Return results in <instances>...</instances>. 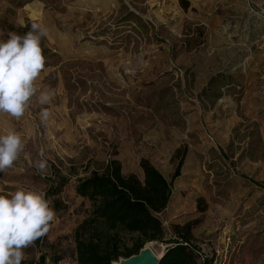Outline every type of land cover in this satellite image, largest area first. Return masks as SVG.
I'll list each match as a JSON object with an SVG mask.
<instances>
[{"label":"rangeland","instance_id":"374dc122","mask_svg":"<svg viewBox=\"0 0 264 264\" xmlns=\"http://www.w3.org/2000/svg\"><path fill=\"white\" fill-rule=\"evenodd\" d=\"M29 23L49 30L45 69L21 119L0 113V134L25 142L0 195L44 191L56 217L22 264H77L91 202L76 186L112 159L142 181L143 160L168 181L179 172L167 241L191 224L207 264H264V0H0V40Z\"/></svg>","mask_w":264,"mask_h":264},{"label":"trees","instance_id":"16d2710c","mask_svg":"<svg viewBox=\"0 0 264 264\" xmlns=\"http://www.w3.org/2000/svg\"><path fill=\"white\" fill-rule=\"evenodd\" d=\"M31 26L29 23L22 33ZM141 166L144 181L135 174L124 175L116 159L110 160L103 171H94L78 181L76 192L91 202V210L75 230L77 264H113L138 254L152 241L172 243L163 251L159 264H207L193 241L191 224L174 226L177 238L166 240L160 214L169 204L172 180L179 172L168 181L149 161L143 160ZM42 238L36 240L38 246ZM46 260L47 255L42 254L38 264ZM52 260L57 264L61 257Z\"/></svg>","mask_w":264,"mask_h":264},{"label":"clouds","instance_id":"9594fccd","mask_svg":"<svg viewBox=\"0 0 264 264\" xmlns=\"http://www.w3.org/2000/svg\"><path fill=\"white\" fill-rule=\"evenodd\" d=\"M49 30L40 24L21 35L9 32L6 40H0V113L16 120L21 119L37 96L36 81L45 69L42 38ZM53 98L48 91L39 93V103L47 104ZM51 113L44 109L41 119L47 121ZM22 134L15 128H7L0 134V173L10 169L24 152ZM41 159L33 166L41 171L47 167ZM56 217L55 209L44 191L23 186L7 195H0V264H22L26 259L24 249L44 236Z\"/></svg>","mask_w":264,"mask_h":264},{"label":"water","instance_id":"95a60500","mask_svg":"<svg viewBox=\"0 0 264 264\" xmlns=\"http://www.w3.org/2000/svg\"><path fill=\"white\" fill-rule=\"evenodd\" d=\"M151 244L152 242L146 243V245L140 250L138 254L132 255L128 258H121L118 261V264H159L167 247L165 248L164 253L160 256L159 254H157L151 249ZM145 253H148L149 255L146 256ZM149 257H151L150 260H149Z\"/></svg>","mask_w":264,"mask_h":264},{"label":"bare ground","instance_id":"6f19581e","mask_svg":"<svg viewBox=\"0 0 264 264\" xmlns=\"http://www.w3.org/2000/svg\"><path fill=\"white\" fill-rule=\"evenodd\" d=\"M157 254H159L160 256L162 255V254H160V253H157ZM114 264H118V262H114Z\"/></svg>","mask_w":264,"mask_h":264},{"label":"snow or ice","instance_id":"6c2138e0","mask_svg":"<svg viewBox=\"0 0 264 264\" xmlns=\"http://www.w3.org/2000/svg\"><path fill=\"white\" fill-rule=\"evenodd\" d=\"M146 256H148L149 254L148 253H145ZM151 259V257H149V260Z\"/></svg>","mask_w":264,"mask_h":264}]
</instances>
